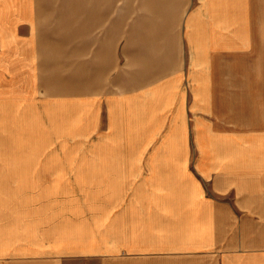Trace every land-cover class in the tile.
Returning <instances> with one entry per match:
<instances>
[{
	"label": "crops",
	"instance_id": "1",
	"mask_svg": "<svg viewBox=\"0 0 264 264\" xmlns=\"http://www.w3.org/2000/svg\"><path fill=\"white\" fill-rule=\"evenodd\" d=\"M256 5L0 0L3 109L81 112L107 146L61 170L3 167L0 264H264V158L212 145L246 41L235 14Z\"/></svg>",
	"mask_w": 264,
	"mask_h": 264
},
{
	"label": "rangeland",
	"instance_id": "2",
	"mask_svg": "<svg viewBox=\"0 0 264 264\" xmlns=\"http://www.w3.org/2000/svg\"><path fill=\"white\" fill-rule=\"evenodd\" d=\"M251 8L253 10L248 13L235 14L236 21H243L244 26L247 25L243 33L246 41H240V36L239 40L235 39L234 91L223 93L224 101H218L220 107L214 110L217 112V121L213 119L217 124V135L212 141V145L219 149L233 151L234 155L244 154L246 160L253 156L264 158V11L257 5ZM2 105L0 100V172L5 166L11 168V175L19 166L61 170L60 168L70 165L82 164L88 159L96 160V156L88 155L107 148L96 132L85 134L87 126L90 130L95 126L91 122L86 125L82 121L81 112L76 113L79 114L78 117L68 118L79 123L69 125L65 123L68 120L64 117V107L62 116L57 119L58 123H51L53 119L51 121L49 114L43 110L41 122L38 123L39 120L35 117L37 109H3ZM202 116L205 122L206 116ZM209 143L203 140L202 147H209ZM195 144V141L189 142L191 148H195ZM244 169L252 171L255 167L246 164ZM57 174L49 173L53 176ZM42 175L46 173L42 172ZM49 180L44 179L42 185L57 184L56 179ZM1 191L3 190L0 189V194ZM4 191L12 196L18 190ZM68 192L74 198L85 197L84 193L71 188L41 189L43 198L54 195L63 197Z\"/></svg>",
	"mask_w": 264,
	"mask_h": 264
}]
</instances>
